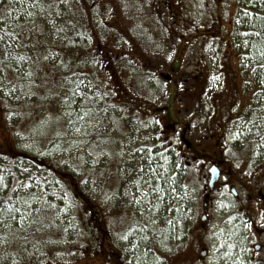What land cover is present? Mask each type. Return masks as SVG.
Instances as JSON below:
<instances>
[{"label":"rangeland","instance_id":"rangeland-1","mask_svg":"<svg viewBox=\"0 0 264 264\" xmlns=\"http://www.w3.org/2000/svg\"><path fill=\"white\" fill-rule=\"evenodd\" d=\"M13 8L0 13V145L17 150L11 170L0 171V264H134L133 244H147V253L155 245L164 264H195L200 214L186 213V196L173 188L179 180L164 177L171 154L150 144L154 108L174 93V77L208 79L203 93L222 104L208 107L211 121L227 115L230 97L255 96L234 48L236 3L36 0ZM233 127L234 139H249L240 121ZM263 128L254 127L256 141L264 142ZM172 200L182 212L178 202L169 209ZM212 234L210 264H264V253L248 258L247 240L234 242L225 228Z\"/></svg>","mask_w":264,"mask_h":264},{"label":"flooded vegetation","instance_id":"flooded-vegetation-1","mask_svg":"<svg viewBox=\"0 0 264 264\" xmlns=\"http://www.w3.org/2000/svg\"><path fill=\"white\" fill-rule=\"evenodd\" d=\"M200 80L202 83L197 84ZM168 81L174 86V93L169 91V97L154 108L156 132L150 144L154 149L170 150L166 172L181 182L180 189L176 185L175 190L186 196V208L200 214L202 249L194 263L210 264L212 252L205 248V238L210 240L212 230L217 228H225L226 236L231 235L234 242L247 240L244 251L250 260H255L264 253V158L258 157L260 153L249 157L248 150L264 149V142H255L252 135L255 123L249 120L242 129L246 132L251 129L250 140L232 139L234 122H241L244 114L256 107L255 103L231 99L224 105L228 108L227 115L211 121L205 119V112L209 106L221 107V96L203 93L205 77H174ZM182 83L187 85L185 89L177 87ZM240 151L242 158L236 157ZM212 169L217 173L215 179ZM171 192L165 190L163 195L169 196ZM174 201L169 209L177 208ZM257 245L259 250L255 248Z\"/></svg>","mask_w":264,"mask_h":264},{"label":"trees","instance_id":"trees-1","mask_svg":"<svg viewBox=\"0 0 264 264\" xmlns=\"http://www.w3.org/2000/svg\"><path fill=\"white\" fill-rule=\"evenodd\" d=\"M31 1L36 0H0V13L1 15H4V12L6 13L7 8L14 9L13 6H15L16 10L19 7L22 8L25 5L27 6V3ZM230 1H234L238 7V12L233 20L234 34H232V37L233 43L235 45L234 48L238 50L241 55V64L243 66L242 69L245 72H249V74H251L255 79L254 82H256L258 88V91L256 92L257 103L259 105V111L262 112V114L259 113L257 125L258 128L264 127V0ZM66 21H68V23L66 22L65 26L71 29V26L69 25L71 24V22L67 19ZM257 33L259 35H257ZM0 47H2L1 41ZM16 153L17 150L14 151L12 147L0 145V171L8 172L9 170H11L8 158H17V156L15 155ZM31 157L34 158V160H40V162H44L45 160V157L43 158L42 156L36 154H33V156ZM46 160L50 159L46 158ZM48 166H50V164L47 165V168H49ZM49 172L53 171L49 169ZM62 175L64 176L62 178L66 179V174ZM161 175L164 176L163 174ZM168 176L169 174L165 175L164 177L168 178ZM178 183L179 181L175 183V186L177 185L179 187ZM165 190H170L169 186L166 185V183H164L162 187V192ZM171 197L172 194L167 196V199L169 200ZM158 198L159 197L157 196V199ZM177 202L179 205L177 211L179 213L182 212V209L180 207L179 200H177ZM7 216L11 217V215H9L8 213ZM0 217L4 218L5 216L1 214ZM133 245L134 246L132 247V251L134 255L139 259L135 261V264H157L158 261H161L160 257H158V255L155 254V251H153L152 249L151 252L149 250L148 253L143 251V249L145 250V248L147 247V244Z\"/></svg>","mask_w":264,"mask_h":264},{"label":"snow or ice","instance_id":"snow-or-ice-1","mask_svg":"<svg viewBox=\"0 0 264 264\" xmlns=\"http://www.w3.org/2000/svg\"><path fill=\"white\" fill-rule=\"evenodd\" d=\"M41 11H43V8H41ZM32 15V13H29V16H31ZM257 35H259L258 33H257ZM48 57H45V59H47ZM20 59H23V57H21ZM77 131H79V129H77ZM9 207H11V206H9ZM16 211H19V209H16ZM12 219H15V217H12ZM23 222V217H21V223Z\"/></svg>","mask_w":264,"mask_h":264},{"label":"water","instance_id":"water-1","mask_svg":"<svg viewBox=\"0 0 264 264\" xmlns=\"http://www.w3.org/2000/svg\"><path fill=\"white\" fill-rule=\"evenodd\" d=\"M214 176H215V171H214ZM215 178H216V176H215ZM257 248L259 249V246Z\"/></svg>","mask_w":264,"mask_h":264}]
</instances>
